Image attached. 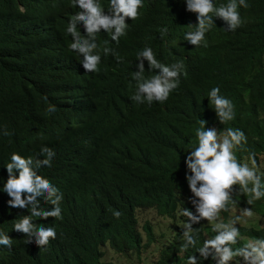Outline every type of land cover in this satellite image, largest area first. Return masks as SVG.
<instances>
[{"label": "trees", "instance_id": "trees-1", "mask_svg": "<svg viewBox=\"0 0 264 264\" xmlns=\"http://www.w3.org/2000/svg\"><path fill=\"white\" fill-rule=\"evenodd\" d=\"M107 1L99 0L101 5ZM172 2L143 0L132 48L119 54L123 62L109 54L101 57L98 72L85 73L67 54L69 66L62 69L60 87L52 81L61 77L55 73L57 65L47 58L46 62L37 50L41 45L37 24L20 12L17 0H0V93L7 99L0 106V182L9 153L42 160L40 150L46 146L55 157L52 166L41 167L38 174L63 193L62 219H47L55 223L56 239L45 250L36 251L35 241L26 244L23 234L5 253L9 264H113L103 259L105 245L119 254L139 256L154 239L147 224L148 242L142 245L135 210L155 204L175 228L150 264H186L195 249L180 251V226L185 219L180 213L184 207L195 209L188 200L192 194L184 161L192 140L197 142L200 119L207 121L206 128L212 126L218 132L231 127L245 133L247 143L235 153L239 161L245 155L264 160V0H246L247 9L238 7L242 25L234 32L219 31L220 40L202 53L199 73L181 82L166 102L148 105L131 99L136 91L132 73L139 63L137 53L145 47L159 49L163 41L169 46L147 17L155 22ZM213 2L219 6L228 0ZM76 12L67 7L46 15V25L60 43L46 49L47 55L63 51L65 17ZM181 15L188 18L183 11ZM147 68L145 61V76L150 77L154 73ZM214 87L234 105L235 119L226 124L218 121L208 100ZM49 105H55V113H46ZM5 130L11 134L3 135ZM259 173L264 182V167ZM174 183L179 197L161 200L171 196ZM242 198L246 199L236 197L238 203ZM38 202L45 210L53 207L42 197ZM250 207L264 218V198ZM114 210L122 213L119 219L113 216ZM30 214L24 208V216ZM227 218L228 212H222L221 219L227 222ZM205 222L193 225L201 227L197 246L215 234ZM239 227L241 237H264L262 225ZM202 264L215 262L209 258Z\"/></svg>", "mask_w": 264, "mask_h": 264}, {"label": "clouds", "instance_id": "clouds-1", "mask_svg": "<svg viewBox=\"0 0 264 264\" xmlns=\"http://www.w3.org/2000/svg\"><path fill=\"white\" fill-rule=\"evenodd\" d=\"M17 4L20 12L37 24L41 33V45L37 50L45 60L48 59V63L52 61L57 65L55 73L61 77H55L52 81L63 87L62 69L69 66L67 54L74 56L85 73L98 72L101 57L109 54L118 63L123 62L119 54L132 48L141 23L139 10L143 7V0H108L103 5L99 0H17ZM67 7L77 12L71 18L69 15L65 17L63 51L49 56L45 50L59 47L60 43L46 25L45 17L52 11ZM238 7L247 9L249 5L246 0H228L219 6L213 0H173L171 5L161 10L155 22L147 17L149 25L159 31L160 38L168 39L169 46L163 41L159 49L145 47L137 53L139 63L136 64L137 70L132 73L136 91L131 99L137 104L148 105L166 102L181 82L199 73L204 60L201 58L202 53L208 52L220 40L219 31L234 32L242 25ZM182 11L187 14V19L181 15ZM145 61L147 71L154 73L150 77L145 76ZM6 100L0 93V106ZM208 100L221 124L235 119L234 105L231 100L220 95L219 87L210 90ZM45 111L55 113L56 107L49 105ZM199 123L200 127L195 130L197 142L192 140L185 151V179L192 194L188 200L195 211L184 207L180 213L185 218L180 226L183 230L180 251L186 253L190 248L195 249V254L187 257L186 264H202L209 258L215 264H264V237H241L239 227L255 214L250 206L264 198V182L255 156H249L250 166L249 163H241L235 154L247 143V137L238 128L229 127L218 132L212 126L206 128L205 120L200 119ZM10 134L7 130L3 132L6 136ZM40 154L45 158L34 160L16 152L7 155L8 162L0 182V264H9L5 253L13 248L23 234L27 236L26 244L35 241L37 246H33V249L36 251L45 250L50 240L56 239L55 223L47 219H62L60 204L63 193L53 182L38 174L41 167L52 166L55 152L42 146ZM179 195V187L175 184L171 196L161 200L171 201ZM242 196L246 199L242 198L238 203L236 197ZM40 197L53 206L51 210L40 207ZM24 208L31 214L24 216ZM238 208H241L240 213L232 215ZM148 209L166 220L170 219L158 204L135 210V227L142 237V245L148 242L145 226H150L154 240L147 246L149 248L157 242L153 232L154 221L146 220L140 224L138 218V211ZM222 212H228L227 222L221 219ZM112 214L117 219L122 215L118 210ZM33 217H39V221H34ZM201 221L210 224L215 234L197 246V234L201 227L194 228L193 225ZM256 225L260 226L259 223ZM238 244L240 246L234 247ZM156 245L160 248L158 243ZM156 254L157 251L154 258Z\"/></svg>", "mask_w": 264, "mask_h": 264}, {"label": "rangeland", "instance_id": "rangeland-1", "mask_svg": "<svg viewBox=\"0 0 264 264\" xmlns=\"http://www.w3.org/2000/svg\"><path fill=\"white\" fill-rule=\"evenodd\" d=\"M249 157L245 155L241 159V163H249L251 166V161L248 159ZM257 165L258 170L260 172V169L262 170V167H264V160L258 159ZM262 173V172H261ZM260 173V174H261ZM240 209H235L233 214L234 216L238 215L240 213ZM253 217L248 220L247 223H241L242 225H256L257 223L262 225L264 227V218L259 214V212L254 211ZM138 218L140 224H143L146 220H152L153 223V232L155 236L157 237V242L159 245H161L163 242H166L168 238L171 237L172 230L174 229V225L171 222V220H166L164 217H160L156 214L154 210L148 209V210H140L138 211ZM141 228V226H139ZM151 245L148 249L142 250L140 255L138 256L137 253L132 252L129 255H123L116 253L113 251L109 246H105L103 248L104 252V260L110 261L113 264H150L151 261L154 259V254L157 251V245Z\"/></svg>", "mask_w": 264, "mask_h": 264}]
</instances>
